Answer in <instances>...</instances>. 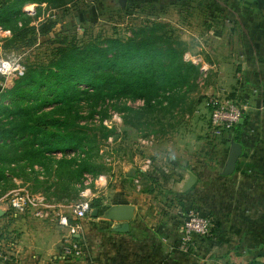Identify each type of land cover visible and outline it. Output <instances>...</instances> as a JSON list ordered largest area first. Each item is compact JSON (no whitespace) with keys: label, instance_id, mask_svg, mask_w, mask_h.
Masks as SVG:
<instances>
[{"label":"crops","instance_id":"0c3cea01","mask_svg":"<svg viewBox=\"0 0 264 264\" xmlns=\"http://www.w3.org/2000/svg\"><path fill=\"white\" fill-rule=\"evenodd\" d=\"M145 1L150 2L127 3L136 6ZM180 1L186 3L183 10L188 15L198 11L204 16L203 29L214 37L212 50L198 44L200 49L193 52L199 60L193 61L200 62L203 70L198 107L216 92L231 94L247 105L239 139L233 134L243 145L234 170L223 173L231 141L195 133L203 121L202 114L196 115L188 142L167 130L146 139L153 147L136 153L126 170L114 168L93 179L92 200L99 206L82 218L83 227L73 238L78 254L65 240L67 231L55 214L12 213L0 204V264H264V0ZM109 2L117 5L116 0ZM207 110L206 105L200 113ZM187 170L198 178L180 191ZM116 203L135 207L127 229L119 230L121 221L103 215ZM191 209L207 213L213 226L209 234L194 236L184 249Z\"/></svg>","mask_w":264,"mask_h":264},{"label":"trees","instance_id":"16d2710c","mask_svg":"<svg viewBox=\"0 0 264 264\" xmlns=\"http://www.w3.org/2000/svg\"><path fill=\"white\" fill-rule=\"evenodd\" d=\"M27 1L0 0V26L12 31L4 47L31 45L53 30L51 17L32 23L23 9ZM145 22L127 36L59 39L46 58L22 61L21 73L0 72V186L12 180L6 172L11 169L17 176H52L47 188L54 185L58 200L75 198L88 174L98 177L110 169L100 158L102 138L113 133L104 120L113 111L135 127L156 119L164 131L165 124L172 127L192 115L202 99L194 98L201 63L185 57L190 45L169 22L150 17ZM242 128L238 121L214 135L227 141L232 132L239 139Z\"/></svg>","mask_w":264,"mask_h":264},{"label":"rangeland","instance_id":"374dc122","mask_svg":"<svg viewBox=\"0 0 264 264\" xmlns=\"http://www.w3.org/2000/svg\"><path fill=\"white\" fill-rule=\"evenodd\" d=\"M186 8V3L183 4L180 0H150V2H140L136 6L127 5L125 8H121L119 5H112L109 0H71L63 5L29 0L25 2L23 9L32 16V23L38 24L40 20L51 17L56 20V24L51 32L38 35V38L31 45L19 48L3 46L7 37L11 36L12 31L8 29L10 30L9 32H4L7 29H3L0 26L3 30H0V60L8 59L24 69L22 61L28 58H46L52 48L59 44V39L69 40L71 37L79 35L77 39L81 42L96 36L99 39L112 34L127 36L131 33L132 28H137L141 24L146 23V18L150 17L169 22L175 28L176 34L180 33L182 37L188 40L190 48L186 51L185 56L199 61L198 55L193 52L200 49L198 44L200 47L212 50L213 47L210 46L212 41L210 39L214 40V37L213 35L211 36L209 30L203 29L202 21L204 16L198 11L188 15L185 12ZM188 22L192 25H198V28L193 29L188 26ZM184 27H188V29H184ZM197 38L204 41L205 45L200 44ZM219 49L221 52L225 50L224 46ZM207 77L209 78V74ZM210 79H212L211 76ZM198 94V90L194 92V98H197ZM214 95L225 96L224 94H218V92L214 93ZM211 96L209 94L206 96L205 103ZM128 102L139 105L138 102L140 101L129 99ZM198 106L199 104L195 106L192 116L188 117L186 115L184 117L179 126L170 127L165 124V131L162 124L156 119L152 123L140 124L135 127L126 123L119 111H113L111 116L104 120L107 126L113 129V133L109 134L108 137L102 138V156L100 159L110 167L106 174H109L114 168H121V170L129 168L131 160L136 153H139L145 146L153 147V144L147 143L146 139L158 138L167 130L171 131L170 134L174 138L183 135L185 140H187L186 142H188L193 131L202 134L206 138L213 139L214 134L211 131V127H209L210 116L208 117V114L210 111L207 110L205 113L204 111L200 113L201 108L204 110L206 105L203 103L201 108ZM196 109L199 110L196 111ZM199 114L203 115V118H201L203 121L197 130L192 131V128L197 125L196 115ZM167 135L169 136V134ZM151 147H149V150H152ZM6 172L12 176V180L2 182L0 186V204L6 206L12 213L17 211H32L35 213V210L41 207L43 210H48L53 215H56L55 211L71 208L73 202L81 197L80 192L75 198L58 200L53 193L54 185H51L50 189L47 188L53 183L54 179L52 176L46 179V177L40 175L39 179H35L32 174L27 177L14 175L11 169H7ZM17 189H22L26 193H35L34 195H38L41 192L46 197L48 206L42 207L41 205L35 206L33 204L28 206L27 204V208L23 210L13 206L10 198H12L13 192Z\"/></svg>","mask_w":264,"mask_h":264},{"label":"built area","instance_id":"2783aa9c","mask_svg":"<svg viewBox=\"0 0 264 264\" xmlns=\"http://www.w3.org/2000/svg\"><path fill=\"white\" fill-rule=\"evenodd\" d=\"M0 30L2 28L0 27ZM3 31V30H2ZM1 31V32H2ZM10 30H4V32H9ZM186 57V56H185ZM187 58V57H186ZM23 67L17 66L14 62L8 59L0 60V72L9 76L10 74H15L17 72H22ZM206 101V105L209 106L210 110V127L213 134H220L224 129H231L233 126L240 121L243 117V113L247 105L242 102V100L225 95H214ZM140 101V100H138ZM140 101L138 103H141ZM95 177L88 174L85 179V186L81 190L80 198L73 202L71 208L69 209H59L55 211L58 222L67 231L65 240L72 243L75 248V252L78 254L80 252L77 243L74 242V236L82 229V218L86 216L92 210V183ZM35 193H26L22 189H17L13 192L10 202L13 206L26 209L27 204H33L35 206H48L46 204V197L41 194L34 195ZM51 212L48 210H43L41 207L35 210V214L38 216L49 215ZM213 226L212 218L203 212L196 209H191L188 211L185 221V233L183 236V242L181 246L184 249H188L189 243L193 241L194 236H205L209 234ZM2 255L0 249V257Z\"/></svg>","mask_w":264,"mask_h":264},{"label":"water","instance_id":"95a60500","mask_svg":"<svg viewBox=\"0 0 264 264\" xmlns=\"http://www.w3.org/2000/svg\"><path fill=\"white\" fill-rule=\"evenodd\" d=\"M116 3L124 8L126 7L127 0H116ZM242 121L243 118L240 119V122ZM229 140L231 141V146L229 156L223 168V173L225 174L231 173L234 170L237 159L242 153L243 149L242 143L234 139L232 132L229 133ZM197 178L198 176L192 170H187L184 180L178 185V189L180 191L188 190L196 182ZM94 209L95 213H98V208ZM134 210L135 207L131 203H116L107 208L103 215L105 218L121 221L117 228L119 230H123L127 229L128 221L133 217Z\"/></svg>","mask_w":264,"mask_h":264}]
</instances>
